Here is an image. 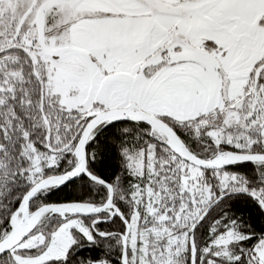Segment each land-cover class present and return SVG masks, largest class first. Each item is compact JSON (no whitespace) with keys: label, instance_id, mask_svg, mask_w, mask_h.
Segmentation results:
<instances>
[{"label":"snow or ice","instance_id":"6c2138e0","mask_svg":"<svg viewBox=\"0 0 264 264\" xmlns=\"http://www.w3.org/2000/svg\"><path fill=\"white\" fill-rule=\"evenodd\" d=\"M0 264H264V0H0Z\"/></svg>","mask_w":264,"mask_h":264}]
</instances>
